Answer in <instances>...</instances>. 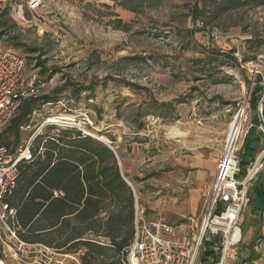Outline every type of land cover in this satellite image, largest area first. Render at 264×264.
<instances>
[{"label": "rangeland", "instance_id": "374dc122", "mask_svg": "<svg viewBox=\"0 0 264 264\" xmlns=\"http://www.w3.org/2000/svg\"><path fill=\"white\" fill-rule=\"evenodd\" d=\"M219 1L160 0L141 13L118 0H43L35 12L27 11L23 0H9L0 9L1 43L26 59L28 76L43 82L36 98H64L72 108L88 111L85 130L111 144L143 217L190 232L202 223L237 104L253 80H264V6L214 18ZM194 5L203 10L197 21ZM210 51L228 54L236 64L213 58ZM82 93L93 103L81 99ZM246 110L235 145L238 162L243 138L258 122L257 106L249 103ZM41 122L37 118L33 129L21 130L16 150ZM4 130L0 135L11 142ZM242 176L239 172L235 180ZM248 199L237 225L243 248L238 264L246 255L247 215L257 223L248 213ZM260 225L249 245L257 260L244 259L245 264H264V219ZM216 248L208 245L214 255ZM202 252L197 264H212ZM54 258L80 264L75 255ZM6 264L17 263L7 257Z\"/></svg>", "mask_w": 264, "mask_h": 264}, {"label": "trees", "instance_id": "16d2710c", "mask_svg": "<svg viewBox=\"0 0 264 264\" xmlns=\"http://www.w3.org/2000/svg\"><path fill=\"white\" fill-rule=\"evenodd\" d=\"M116 1V0H114ZM130 12L141 13L160 0H118ZM205 4L206 0H195ZM214 18L244 8H260L264 0H220L214 2ZM203 10L193 6L192 18L197 21ZM0 14V26L4 25ZM3 32H0V34ZM252 40V39H251ZM249 41L248 43H250ZM213 58L230 57L210 51ZM250 93V105H258L262 98L261 79H255ZM64 89V88H63ZM64 90H58L60 94ZM74 92H78L75 90ZM49 97L24 101L15 118L4 130L13 138L9 142L0 135V146L15 150L21 128L29 125L30 114ZM264 121V102L262 103ZM258 122L247 135L258 127ZM50 131L36 135L30 144L31 162L18 165L16 187L7 198L14 210L11 227L18 239L28 245H41L59 255H75L80 264H123L122 256L134 236L133 193L121 174L112 150L93 137L78 130L61 129L56 137ZM253 150L242 146L239 172L244 177L246 167L254 160ZM123 175V176H122ZM212 241L203 243V259L217 254L208 249ZM214 255V257H213ZM249 260L257 259L250 257Z\"/></svg>", "mask_w": 264, "mask_h": 264}, {"label": "built area", "instance_id": "2783aa9c", "mask_svg": "<svg viewBox=\"0 0 264 264\" xmlns=\"http://www.w3.org/2000/svg\"><path fill=\"white\" fill-rule=\"evenodd\" d=\"M4 1L9 0H0V9ZM23 1L29 12H35L43 5V0ZM26 68V59L0 41V134L15 118L24 101L36 98L43 88V82L35 74L28 76ZM255 81H252V88L246 93L243 101L237 104L239 109L246 110L249 107L250 93ZM260 85L263 95L257 105V119L258 130L264 139L262 118L264 80ZM81 99L89 105L93 103L85 93H82ZM72 105L71 101L64 98L40 105L31 112L29 125L21 128L24 131L33 129L35 126L31 128V125L34 120L42 118L38 131L32 133L27 142L17 150L0 146V247L3 249L0 263L2 264H6L7 257L17 264H61L54 257L59 258L63 255L41 245H28L18 239L10 224L14 218V210L9 207L7 198L16 187L19 163L32 160L30 144L36 135L48 129L50 136L56 137L61 129H72L93 137L85 130V122H89L90 117L88 111L79 108L76 110ZM107 144L112 148L109 142ZM235 152V148L230 152L226 150L224 158L218 163L217 175L206 199L204 217L196 230L190 232L183 227L175 228L161 221H148L138 210L136 202L133 216L134 236L123 253V264H197V258L205 241H212L217 246V264H237L241 245V230L237 225L249 202L251 179L264 165V148L246 167V174L239 181L235 180L240 170Z\"/></svg>", "mask_w": 264, "mask_h": 264}, {"label": "crops", "instance_id": "0c3cea01", "mask_svg": "<svg viewBox=\"0 0 264 264\" xmlns=\"http://www.w3.org/2000/svg\"><path fill=\"white\" fill-rule=\"evenodd\" d=\"M243 142H245V148L253 150L254 152L253 154L255 155L254 156V160H255V157L258 156L259 153L261 152L262 146H264V139L261 133L259 132L258 127H256L254 131L251 132L248 136H245V138H243ZM250 184H251L252 189L249 190L248 195L252 201H251L250 208L248 209V213L249 212L253 213L254 217L252 218L257 219V223H250L251 214H249L247 215V218H246V225H243L242 227L243 229L242 245H244L243 246L245 247L244 252L246 253V255L243 257V260H242L243 264L246 263L244 259L249 260V258L252 257L249 245L254 242L255 235L261 226L260 225L261 221L264 219V165L255 174V177L251 179ZM242 249L243 248L241 246L240 252ZM253 251H257V248L254 247ZM240 256H241V253H240ZM259 260H263V259L260 258ZM238 262L240 261L238 260Z\"/></svg>", "mask_w": 264, "mask_h": 264}, {"label": "bare ground", "instance_id": "6f19581e", "mask_svg": "<svg viewBox=\"0 0 264 264\" xmlns=\"http://www.w3.org/2000/svg\"><path fill=\"white\" fill-rule=\"evenodd\" d=\"M245 115H246V110L244 108L239 109V112L233 117L231 122L228 124L229 125L228 134L226 137L227 145L225 151L227 150L230 152L235 148V145L238 141L237 139L239 138V135L242 130V126H243L242 123L246 119Z\"/></svg>", "mask_w": 264, "mask_h": 264}, {"label": "water", "instance_id": "95a60500", "mask_svg": "<svg viewBox=\"0 0 264 264\" xmlns=\"http://www.w3.org/2000/svg\"><path fill=\"white\" fill-rule=\"evenodd\" d=\"M94 138V137H93ZM96 139V138H95ZM96 140H98V139H96ZM99 142H101L102 144H104V145H107L108 146V144L106 143H104V142H102V141H100V140H98ZM109 147V146H108ZM110 148V147H109ZM111 150H112V148H110ZM112 152L114 153V156H115V158L117 159V162H118V167H119V160H118V158L116 157V154H115V152H114V150H112ZM120 170V169H119ZM120 173H121V171H120ZM122 174V173H121ZM123 176V175H122ZM123 180L125 181V183L127 184V186L131 189V191H132V193L134 194V191H133V188H131V185L126 181V179L123 177Z\"/></svg>", "mask_w": 264, "mask_h": 264}]
</instances>
